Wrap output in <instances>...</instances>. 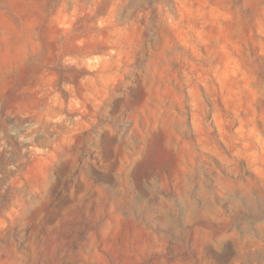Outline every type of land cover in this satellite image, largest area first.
I'll list each match as a JSON object with an SVG mask.
<instances>
[{
    "label": "rangeland",
    "instance_id": "obj_1",
    "mask_svg": "<svg viewBox=\"0 0 264 264\" xmlns=\"http://www.w3.org/2000/svg\"><path fill=\"white\" fill-rule=\"evenodd\" d=\"M0 264H264V0H0Z\"/></svg>",
    "mask_w": 264,
    "mask_h": 264
}]
</instances>
